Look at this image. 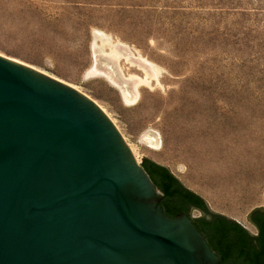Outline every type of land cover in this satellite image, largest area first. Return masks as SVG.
I'll return each instance as SVG.
<instances>
[{"label": "rangeland", "instance_id": "1", "mask_svg": "<svg viewBox=\"0 0 264 264\" xmlns=\"http://www.w3.org/2000/svg\"><path fill=\"white\" fill-rule=\"evenodd\" d=\"M94 30L129 49L118 65L119 77L143 80L133 104L106 77L87 76ZM0 54L88 96L139 163L166 166L211 211L256 232L248 214L264 209V0H0Z\"/></svg>", "mask_w": 264, "mask_h": 264}, {"label": "water", "instance_id": "2", "mask_svg": "<svg viewBox=\"0 0 264 264\" xmlns=\"http://www.w3.org/2000/svg\"><path fill=\"white\" fill-rule=\"evenodd\" d=\"M141 164L95 101L0 54V264H225Z\"/></svg>", "mask_w": 264, "mask_h": 264}, {"label": "trees", "instance_id": "3", "mask_svg": "<svg viewBox=\"0 0 264 264\" xmlns=\"http://www.w3.org/2000/svg\"><path fill=\"white\" fill-rule=\"evenodd\" d=\"M142 166L162 192L161 205L168 215L174 217L184 212L191 217V207L204 213L209 211L204 198L184 186L166 166L151 159H144ZM252 218L260 228L257 244H253L246 229L222 214H212L210 219L201 216L192 220L223 263L264 264V214L255 212Z\"/></svg>", "mask_w": 264, "mask_h": 264}, {"label": "bare ground", "instance_id": "4", "mask_svg": "<svg viewBox=\"0 0 264 264\" xmlns=\"http://www.w3.org/2000/svg\"><path fill=\"white\" fill-rule=\"evenodd\" d=\"M98 38L102 42L100 45L97 44ZM105 42L111 46L109 51L104 50ZM92 50L94 54V61L89 71L87 72V76L92 75L106 77L112 84H114L120 89L124 101L126 103L133 104L139 95L138 85L143 80L135 75H130L125 79L119 77V73L121 72V69L119 68L120 66L118 65L119 58L125 55L129 59H131L130 51L127 46L122 45L120 42L113 43L111 41L110 35L106 34L101 30H94ZM101 57L105 61L102 62ZM101 63L103 66H100ZM139 65L143 67L151 76H154L156 78L158 77L160 71L154 63L148 62L146 60L143 61L140 59ZM146 80L147 78L145 79V81ZM143 141L152 149L157 150L160 148V141L157 136H154L149 132H146L144 134Z\"/></svg>", "mask_w": 264, "mask_h": 264}, {"label": "crops", "instance_id": "5", "mask_svg": "<svg viewBox=\"0 0 264 264\" xmlns=\"http://www.w3.org/2000/svg\"><path fill=\"white\" fill-rule=\"evenodd\" d=\"M164 166V165H163ZM191 209H197V208H194V207H191ZM199 210V209H198ZM201 211V210H200ZM220 214V213H219ZM226 216V215H225ZM232 219V218H231ZM234 221L238 222L239 224H241L239 221L233 219ZM252 222V221H251ZM252 224L254 225V227L256 228V232L253 234V235H258V228L257 226L252 222ZM242 225V224H241ZM246 230H248L244 225H242ZM252 234V233H251Z\"/></svg>", "mask_w": 264, "mask_h": 264}, {"label": "flooded vegetation", "instance_id": "6", "mask_svg": "<svg viewBox=\"0 0 264 264\" xmlns=\"http://www.w3.org/2000/svg\"><path fill=\"white\" fill-rule=\"evenodd\" d=\"M261 213H263V212H261ZM264 214V213H263Z\"/></svg>", "mask_w": 264, "mask_h": 264}]
</instances>
